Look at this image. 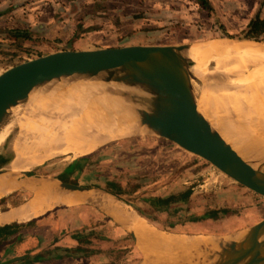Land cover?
Here are the masks:
<instances>
[{
    "label": "rangeland",
    "instance_id": "374dc122",
    "mask_svg": "<svg viewBox=\"0 0 264 264\" xmlns=\"http://www.w3.org/2000/svg\"><path fill=\"white\" fill-rule=\"evenodd\" d=\"M208 1L209 10L196 0H0V69L66 49L244 40L250 21L257 13L264 15V0ZM17 29L29 31L30 37L18 40L7 32ZM257 41L264 42V38ZM205 63L207 68L215 66L212 60ZM236 77L243 76L233 73L225 78ZM243 82L236 84L241 103L256 109L259 101L252 98L264 99V94L248 85L241 87ZM243 94L251 102H246ZM230 106L233 115L243 110L246 117V108ZM259 107L264 116V105ZM258 121L250 122L247 117L251 128L250 124ZM23 127L14 125L7 153H2L6 154L7 169L20 151L18 138ZM139 133L136 130L86 157H45L27 171L36 176L59 174L77 185L82 177L83 187L121 193V200L131 206L127 207L139 209L156 229L206 237L209 242V237L235 233L264 217L263 199L243 192L210 166ZM74 170L79 173L76 177L71 173ZM19 192L2 197L0 211L9 203H21L24 195ZM47 216L55 219L56 225L39 227L41 219H33L26 223V234L20 236L17 233L22 225H0V264H137L150 257L136 249L132 235H121L94 209L63 206ZM67 235L79 236L78 245L74 249L56 247L57 237ZM44 241L47 245L43 248Z\"/></svg>",
    "mask_w": 264,
    "mask_h": 264
},
{
    "label": "bare ground",
    "instance_id": "6f19581e",
    "mask_svg": "<svg viewBox=\"0 0 264 264\" xmlns=\"http://www.w3.org/2000/svg\"><path fill=\"white\" fill-rule=\"evenodd\" d=\"M189 45L186 54L191 60L189 70L196 83L194 97L198 110L239 154L264 157V116L260 115L259 107L261 103L264 105V99L252 98L253 102H259L256 109H250L241 103L236 86L244 81L241 87L248 85L255 92L264 94V42L229 39ZM211 60L215 66L207 68L205 62ZM229 62L232 66H229ZM233 73H239V76L243 77L226 80L225 77H230ZM122 88L101 80H57L34 88L23 102L9 110L7 120L0 128V199L13 192L15 186L24 184H17L15 174L26 172L28 168L43 162L45 157L65 154H73L78 158L86 157L108 143L135 134L137 124L133 107L115 94L122 92ZM243 97L246 102H251L245 94ZM230 103L233 107L240 105V109L246 108V117L243 110L237 115L235 112L234 116ZM256 113L260 115V119ZM247 117L250 122L259 120V123L250 124L253 125L251 128ZM15 124L20 127L24 124L18 138L21 148L18 143L20 151L12 162L11 169H7L6 154L2 153H7ZM48 187L54 193L59 192L49 182ZM105 198L124 206L111 197ZM49 199L63 202L62 205L75 204L71 202L72 197L66 202L64 199L58 200L53 193H35L21 211L1 217L0 225L26 222L45 214L53 207ZM74 201L77 203V200ZM121 219L129 223L133 232L135 229L138 232L139 243L135 232L134 235L139 249L150 253V257L144 261L145 264H169L175 258V264H183L184 260L188 261L201 246L210 243L206 237L188 238L161 230L157 232L158 229L154 230L155 237H151L150 229L144 221L132 217L131 223V220L123 215ZM148 244H153L154 251Z\"/></svg>",
    "mask_w": 264,
    "mask_h": 264
},
{
    "label": "water",
    "instance_id": "95a60500",
    "mask_svg": "<svg viewBox=\"0 0 264 264\" xmlns=\"http://www.w3.org/2000/svg\"><path fill=\"white\" fill-rule=\"evenodd\" d=\"M189 46L140 44L66 49L7 65L0 69V128L9 110L23 102L36 87L75 78L113 83L124 89L115 93L117 97L133 107L140 131L137 135L157 138L178 153L210 166L243 192L264 200V157L239 154L197 108L196 83L189 70L191 60L186 54ZM15 175L17 184L48 181L59 194L82 195L85 202L113 218L136 241L129 223L123 222L116 210L104 206L100 196L131 206L107 190L31 175L28 171ZM24 190L29 191L23 187L15 191ZM209 238L212 241L201 246L183 264H264V217L235 233ZM175 259L169 264H175Z\"/></svg>",
    "mask_w": 264,
    "mask_h": 264
},
{
    "label": "crops",
    "instance_id": "0c3cea01",
    "mask_svg": "<svg viewBox=\"0 0 264 264\" xmlns=\"http://www.w3.org/2000/svg\"><path fill=\"white\" fill-rule=\"evenodd\" d=\"M149 45H151V44H149ZM75 50H87V49L81 48V49H75ZM71 173H72V176H75V177L78 176V174H79L78 171H76V170H74V172H71ZM48 174L49 173H46L43 176L58 178V179H60V180H62L64 182H67L68 181L67 179H66L67 181L64 180V179H62L59 176V174H54V175L52 173L49 174V175ZM82 180H83V178L81 177L80 181L78 182L80 186L83 185ZM67 183H69V182H67ZM22 186H26V189L29 190V191L24 190L22 192H19V195H21V194L24 195L23 201L21 203H17V204L14 203V202L11 203V204L10 203L7 204V206L4 207L2 209V211H0V218L1 217H5V215H9V214L17 213L18 211H21V209L24 208V206L31 200V198L35 195V193H39V192H43V191L44 192H47V193H53L57 198H59L58 200L64 199V200H66V202L68 200L70 201V198L72 197L73 200L71 199V202L73 201V202H75V204L72 205V206L66 205V204H63L62 205L61 203H63V202H60L59 201V203H58V201L56 202L55 200H50L49 199V203L50 204L52 203L53 204V207L49 211H47L45 214H43L41 216H37V217L31 218L30 220H28L26 222H12V223H9V224H4V225H10V224H19V225H22L21 230H19V232L17 233V236H20L22 234H24V235L26 234V231H27L26 228H25V226L27 225L26 223H28L29 221H31L33 219H37V218H40L41 219V224L38 225L39 227H45V226H49L50 227V225H56L57 222L54 221L55 219H52V218H50V216H47V213H49L50 211H52L54 209H57L59 207H63V206L64 207L66 206V207H68L70 209H72V208H79V207H87V208H91L92 210L94 209L99 214H101V216H103L104 218L106 217L108 219L109 223L111 225L115 226L116 227V231L119 232L121 235L129 234L127 232V230H124L119 224H117L114 221L113 218H111L110 216H108L107 214H105L104 212H102L99 208H97L95 206H91V205H89V203L85 202L84 201L85 199L82 198V196H80V194H78V195H74V194L73 195H70L69 194V195H67V197H66V195H64V197H63V194H59V192L58 193L52 192V190H50L49 187H48V182L47 183H45V182H38V183H33V184L31 182L24 183L23 185L15 186L16 188L14 189V191L17 190V188L22 187ZM5 196H7V195H5ZM251 196H253V195H251ZM253 197H256V196H253ZM256 198H258V197H256ZM259 199H261V198H259ZM74 200H77V203ZM110 201H111V199L105 198L104 201H103L104 204H105L104 206H108V208L110 210H114V211L116 210L118 213H120L121 218H122V215L125 216V217H127V218H129L131 220V223H132V217L138 218L139 220L144 221L147 224L148 228L150 229L149 233H150L151 237H155L156 234H154V233H156V232H154V230H157V229L154 228V227H152L151 224L141 214H139V212L135 208L134 209H131L129 207L127 208V207H124V206L119 205L117 203H114L113 201H111V202ZM258 201H260V200H258ZM258 201H257V204L259 203ZM134 228L135 227H133V229ZM134 232L136 234V238H137V241L139 243V234L136 231V229L134 230ZM157 232H160V230H157ZM161 232H163V231H161ZM57 238L58 239L56 240V243H55L56 247H61L63 249H72V248L74 249L78 245V241H76L74 238H72L69 235H67L65 237L64 236L63 237H60L59 236ZM135 243H136V241H135ZM46 245L47 244L44 241L43 244H42V247L44 248V247H46ZM148 245H149L150 249L151 250L153 249V251H154L153 244H148ZM135 247H136V249L139 250V247H138L137 243L135 244ZM156 255L157 254L155 252L154 256H156ZM69 259L70 258H67L66 260H69Z\"/></svg>",
    "mask_w": 264,
    "mask_h": 264
},
{
    "label": "trees",
    "instance_id": "16d2710c",
    "mask_svg": "<svg viewBox=\"0 0 264 264\" xmlns=\"http://www.w3.org/2000/svg\"><path fill=\"white\" fill-rule=\"evenodd\" d=\"M197 3H199L204 9L209 10L210 4L208 0H196ZM11 34V36L14 35V37L18 40L21 39H27L30 37V32L27 30H10L7 31ZM245 39L248 40H259L261 38H264V15H261V13H257L255 17L250 21L248 25V31L244 36ZM110 194L118 197L121 199V193L114 192L112 190H107ZM172 201V200H171ZM125 202V201H124ZM139 212V211H138ZM143 217H145L141 212H139ZM147 219V218H146Z\"/></svg>",
    "mask_w": 264,
    "mask_h": 264
},
{
    "label": "flooded vegetation",
    "instance_id": "af4514ba",
    "mask_svg": "<svg viewBox=\"0 0 264 264\" xmlns=\"http://www.w3.org/2000/svg\"><path fill=\"white\" fill-rule=\"evenodd\" d=\"M136 209V208H135ZM137 211H139L140 212V210L139 209H136ZM76 238H79V236L78 237H76ZM75 237H74V239L77 241V240H79V239H76Z\"/></svg>",
    "mask_w": 264,
    "mask_h": 264
}]
</instances>
